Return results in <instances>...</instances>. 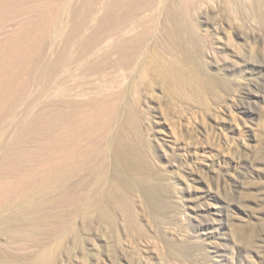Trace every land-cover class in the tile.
I'll return each mask as SVG.
<instances>
[{
	"label": "rangeland",
	"instance_id": "rangeland-1",
	"mask_svg": "<svg viewBox=\"0 0 264 264\" xmlns=\"http://www.w3.org/2000/svg\"><path fill=\"white\" fill-rule=\"evenodd\" d=\"M45 258L264 264V0H0V264Z\"/></svg>",
	"mask_w": 264,
	"mask_h": 264
},
{
	"label": "bare ground",
	"instance_id": "bare-ground-1",
	"mask_svg": "<svg viewBox=\"0 0 264 264\" xmlns=\"http://www.w3.org/2000/svg\"><path fill=\"white\" fill-rule=\"evenodd\" d=\"M130 150H131V144H125L124 145V151H123V153L122 154H120L119 155V158H120V166H122V168L123 169H130L131 167H130V161H129V159L128 158H131V157H129V152H130ZM115 177H116V180L119 182V183H122L123 181H124V179H125V177H124V174H122V173H120V172H117V173H115ZM141 184V186H142V188L145 190V192H146V196H149V194H150V190H151V186H150V184L147 182H140ZM117 185L115 186V188L117 189ZM119 190V189H118ZM120 192L118 191V194H119ZM120 195V194H119ZM122 199V201H124L125 199L122 197L121 198ZM124 213H125V209H124ZM125 215V214H124ZM126 217V216H125ZM132 226V225H131ZM133 227H136L134 224H133ZM45 261L47 262V264H51V260H50V258H45Z\"/></svg>",
	"mask_w": 264,
	"mask_h": 264
}]
</instances>
